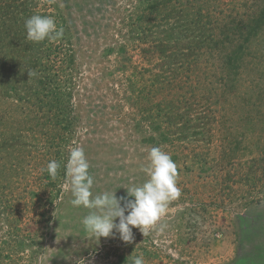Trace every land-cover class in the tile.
Masks as SVG:
<instances>
[{"label": "rangeland", "instance_id": "1", "mask_svg": "<svg viewBox=\"0 0 264 264\" xmlns=\"http://www.w3.org/2000/svg\"><path fill=\"white\" fill-rule=\"evenodd\" d=\"M5 2H23L26 18L53 17L63 36L25 37L52 80L40 86L35 66L16 77V92H0V264H264V25L246 44L197 49L193 23L201 7L208 17L198 25L209 20L218 35L264 0H176L181 20L148 15L155 0ZM238 43L241 68L230 77L222 55ZM189 47L192 63L180 60ZM76 146L94 194L126 196L160 147L177 165L181 196L147 235L134 228L131 243L118 233L98 242L81 223L90 210L70 204L65 164ZM51 160L55 179L41 171Z\"/></svg>", "mask_w": 264, "mask_h": 264}, {"label": "clouds", "instance_id": "2", "mask_svg": "<svg viewBox=\"0 0 264 264\" xmlns=\"http://www.w3.org/2000/svg\"><path fill=\"white\" fill-rule=\"evenodd\" d=\"M25 29L27 39L36 43L56 41L63 36V30L57 28L53 17L40 14L26 18ZM34 75V71L29 73V76ZM147 160V166L141 169L147 179L123 188L126 196L117 197V191L111 190L94 194V178L89 172L84 149L79 146L71 148L65 164V176L73 197L70 204L90 210L81 223L84 231L98 242L118 233L120 240L131 243L134 228L147 235L165 216L171 202L181 196V189L177 186L178 169L171 155L160 147H152ZM59 168L60 164L51 160L41 171L55 179ZM133 264H144V260L138 256Z\"/></svg>", "mask_w": 264, "mask_h": 264}, {"label": "trees", "instance_id": "3", "mask_svg": "<svg viewBox=\"0 0 264 264\" xmlns=\"http://www.w3.org/2000/svg\"><path fill=\"white\" fill-rule=\"evenodd\" d=\"M148 1V0H147ZM176 0H160L158 3V0H155L153 5H148V15L151 13H154L155 15L160 14V12H174L175 14H184L183 12L186 11L182 4L178 3V5L174 2ZM171 4V7H169V10L163 8L166 5L165 4ZM174 3V4H173ZM22 8H19V6L15 5L12 6L10 3L5 2L4 9L0 6V12H4V16L0 15V20H9L8 24L5 25L4 22L0 23V92L1 90L4 92V94L8 95V90L11 89L16 92V86H17V76L20 74L29 75L31 73V70L35 68V66L38 68L40 72L45 73L46 80L42 78V81L39 82L40 86L43 84H47L52 78H50V74L47 72V70L43 67L41 61L33 59L32 56H34L35 52H37V44L27 43L28 41L25 40L26 38V29H25V19L26 16L22 13L21 10L24 7V3H20ZM254 6H252L251 9H248L252 13V17L249 19V21H238V23H235L234 20L229 21L226 25L225 31H221L218 35H215L213 33V28H210L213 24L210 23V21H206L202 25H198L202 22L204 17H208L204 11L202 12V8H197V15L198 18L193 21L195 24V30L198 32L196 36H199V44L197 45V49L202 48L204 45V41H207L208 43H213L214 49L218 48L219 44L224 45L223 42H231L232 40H237V42H240L239 40H242L244 44L249 41V39L252 36H255L257 34L258 28L260 29L264 25V3L261 4L256 8V10L253 9ZM160 8V9H159ZM162 8V9H161ZM24 10V9H23ZM202 12V13H201ZM168 16V14L166 15ZM161 20L164 19L163 16L159 18ZM179 20H181V17L179 15ZM180 23V21L178 22ZM209 27V28H208ZM206 32H208L207 35ZM229 35L233 37L229 38ZM219 36L222 38V42H215V39H218ZM167 38H171V34L168 35ZM204 42V43H203ZM235 47V50L231 51L229 54L222 55L223 59L222 62L223 66L227 68V70H230V77H232V72L237 71L241 68V62L240 60V53L243 50L242 43H238ZM159 54H163L166 51V47L164 44H158L156 47H154ZM189 52H186V54L181 57L180 60H183V57L187 60H191L193 54L195 53V47L190 49ZM15 53L16 55H14ZM12 55H14V58H10ZM16 58V60H15ZM238 75L237 73L234 74V77ZM233 77V79H234ZM36 92V90H32ZM38 92H36L37 94Z\"/></svg>", "mask_w": 264, "mask_h": 264}]
</instances>
